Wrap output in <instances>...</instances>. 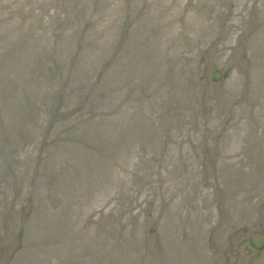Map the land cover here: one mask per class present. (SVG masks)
<instances>
[{
	"label": "rangeland",
	"instance_id": "rangeland-1",
	"mask_svg": "<svg viewBox=\"0 0 264 264\" xmlns=\"http://www.w3.org/2000/svg\"><path fill=\"white\" fill-rule=\"evenodd\" d=\"M255 232L264 0H0V264H264Z\"/></svg>",
	"mask_w": 264,
	"mask_h": 264
},
{
	"label": "water",
	"instance_id": "water-1",
	"mask_svg": "<svg viewBox=\"0 0 264 264\" xmlns=\"http://www.w3.org/2000/svg\"><path fill=\"white\" fill-rule=\"evenodd\" d=\"M213 80L219 81L221 79L220 72L213 73ZM251 245L259 250L264 249V235H252L250 237Z\"/></svg>",
	"mask_w": 264,
	"mask_h": 264
},
{
	"label": "flooded vegetation",
	"instance_id": "flooded-vegetation-1",
	"mask_svg": "<svg viewBox=\"0 0 264 264\" xmlns=\"http://www.w3.org/2000/svg\"><path fill=\"white\" fill-rule=\"evenodd\" d=\"M238 253V252H237ZM219 258H218V263L217 264H219L221 261H223V262H225V263H228V264H233L232 262H231V259L235 262V260L237 259V261H236V263L235 264H247V263H245V261H244V259L243 258H241L239 255H235V254H233V255H225V254H223V253H221V252H219ZM240 261H239V260Z\"/></svg>",
	"mask_w": 264,
	"mask_h": 264
}]
</instances>
